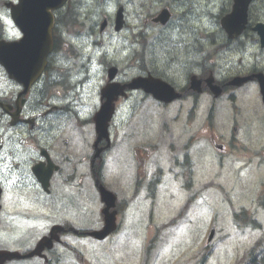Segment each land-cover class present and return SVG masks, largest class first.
I'll return each instance as SVG.
<instances>
[{"label": "flooded vegetation", "instance_id": "1", "mask_svg": "<svg viewBox=\"0 0 264 264\" xmlns=\"http://www.w3.org/2000/svg\"><path fill=\"white\" fill-rule=\"evenodd\" d=\"M9 2L16 4L17 0L0 1V41H17L22 37L11 10L5 7ZM35 31L40 32V28ZM52 40V51L44 69L34 76L21 74L22 82L12 79L0 64V250L25 255L40 247L37 256L31 259L11 260L5 264L35 261L60 264L64 236L74 237L89 226L95 178L103 179L105 152L95 159L94 130L87 135L91 139L88 154L75 146L78 135L74 132L70 107L59 105L61 98H55V103L46 101L50 90L56 95L63 89L57 18L53 23ZM198 67L195 90H190V77L181 90L188 100L211 95L209 91L214 83L222 87L223 93L241 91L256 84L255 81L249 83L250 75L256 71H241L219 79L212 71L206 73ZM185 68L189 71L191 66L186 63ZM234 77L248 81L241 88L231 90L228 85ZM235 97L232 95L229 99ZM53 125L57 129L53 130ZM104 146L105 141L99 142L98 147ZM141 148L142 144L137 143L134 152ZM86 161L87 165L80 172L79 165Z\"/></svg>", "mask_w": 264, "mask_h": 264}, {"label": "rangeland", "instance_id": "2", "mask_svg": "<svg viewBox=\"0 0 264 264\" xmlns=\"http://www.w3.org/2000/svg\"><path fill=\"white\" fill-rule=\"evenodd\" d=\"M93 1L95 0H78V3H80L79 7L81 8V3L83 6V18L88 14L91 19L90 21L96 25H100L102 19L106 18L109 26L104 31V34L102 35L103 37H101L95 27H92V33H90L89 27L85 23L87 21H82L85 26L79 27V31H81L80 34L83 33L87 35L88 38L77 40L75 47L77 49L84 50L83 53H79L82 56H94L99 50L108 52L110 60L114 64L119 63L122 71H124L128 77H131L134 74V70L131 68L126 70L124 67L126 66V63L134 66L136 63H134V59H131L130 54L128 53L130 50L131 40H127L125 42L124 39L133 36L136 28L141 26V21H145L144 19H141V15L146 13V9L140 12L139 9L142 5L141 0H110V3H108L107 6L103 5L101 7H97L96 9H91L90 5ZM148 1L150 2L151 0ZM208 1L206 0L198 3L196 0H191V5L189 6L192 11L191 14L194 15L199 12L206 13L210 8ZM261 1L258 0V4L254 6V11L256 13V18L264 20V6H261L264 1ZM219 2V8L224 4L228 5V3H225V0H219ZM116 4L123 5L127 14L128 28L121 33H114L112 26L115 18L114 14L116 11ZM85 6L86 9L84 8ZM80 8L79 12L81 13ZM159 10V8L155 7L154 13H157ZM176 21L177 18L175 17L173 22L165 28L167 33H184L185 29H187V26L190 24V20L184 21L182 19L183 25H178ZM152 35L153 34L150 35L148 41L151 37H153ZM191 35L192 34H189L188 36L191 37ZM91 39H94L97 44L101 42L103 44L94 53H92V51H94V47H88L91 44ZM163 46H167V43H164ZM192 46H194V44H192ZM124 53L125 55H123ZM153 55L161 58L164 54L154 52ZM177 57V64L171 62L170 64L164 66L166 72L174 73L176 71H183V74L186 71L185 64L188 63L191 66V60L193 57L192 54L181 56L177 55ZM93 61H95V59H93ZM97 63L98 62L94 64L95 67H98ZM95 72L97 74L99 73L98 70H95ZM103 75V70H100V80L95 86L102 81ZM90 76H93V74L91 73ZM85 93H87L88 96L90 95L88 90H86ZM184 108L185 104L176 103L166 107L165 109H157V117L154 118L152 127L153 130L159 131L162 128V125L166 124L172 132V135L171 133L167 134L165 140L156 139L155 142H159V154L163 158L162 171H170L173 168L172 171H170L173 176V183L169 178L165 179L168 186H166L163 190L164 194L159 197L158 202L154 205V216L151 220H149L148 207L143 205V224L137 234L125 228L122 231H119L118 235L115 234L116 236L109 242L107 241L95 244L97 243L95 241H75L73 245L83 253L87 261L86 264H142L145 247L150 240L153 238L155 239L156 237L157 239L154 243L155 248L152 252L149 264H195L198 257H200L199 255L201 254L202 248L205 247V239L209 233L208 230L212 225V223L209 225L208 223L209 221L211 222V216L213 214L216 216L218 215V217L214 218L215 223L218 222V224H216V231L211 244L213 247V253L208 258L206 264H242V256L245 255V252L250 245L249 243L255 240L256 236L254 237L252 234L256 233L259 235V233L245 231V233L242 234L241 231L237 232L232 227L233 221L228 213V210H233L234 208L243 206L251 211V213L253 212L257 198L261 194L262 183L264 182V168L258 170V161L255 160L251 169L241 171V180H248L252 186L250 192L248 191L245 193V188H242L239 191L238 186L240 183H233L231 178L225 175L229 174L227 171L224 172L223 176L216 174L217 159L214 155V151L211 148L206 147V155H204V158H206L205 163L197 169L199 171L197 172L196 180H194V182L196 183V187L199 188L203 186L210 191L206 193L203 200L198 199L196 202L190 204V206H186L185 199L188 196V192L184 188H181L180 182H182V180L178 179L175 175L177 171L176 165L173 167L169 159V156L173 158L181 157L183 151L182 146L185 143V137H182L183 129L178 125V122H183V116H181V114L184 111ZM186 108H188L187 104ZM145 109V107L142 108V113ZM89 110L90 106L87 107V112H89ZM179 110H181V113L178 121L171 122L174 118V113L176 112V115H178ZM228 110V107L223 109L224 112H227ZM153 115L154 114H152V116ZM222 119L223 115H221L219 121ZM237 119L239 121H243L244 117L238 112ZM246 123L247 132L245 133L243 129V138H248L252 141L251 147H256L258 144L260 145L262 142L257 140L256 136L264 138V132L259 129L257 130L255 123L251 124L250 121H246ZM199 124L200 120L199 123H197V120L195 121V118H192L191 122L187 126L185 125L184 132L192 133L197 129ZM194 125L197 126L196 129L193 128ZM176 127L181 128L180 133L175 131ZM115 129H118L117 122ZM206 132L209 134L207 126ZM213 134H216V132ZM208 137L209 136H205L201 139ZM214 138L216 137L214 136ZM168 145L169 147L172 146L175 149L171 155H168L167 153L166 146ZM179 163L182 162L180 161ZM239 166H241V163ZM228 167L230 169V163L228 164ZM217 184H221L226 191H228L229 188L234 187L235 195L231 194V205L233 204V206L228 205L227 200L224 198L222 193L213 189V186ZM184 191L185 193L183 198L182 193ZM171 197V201L166 200ZM256 217L259 221L261 220L260 223L264 226V216L256 214ZM173 218H176L175 222L168 224V222ZM87 244L91 246H88ZM63 263L80 264L75 261L74 263L71 261L67 262V260H64Z\"/></svg>", "mask_w": 264, "mask_h": 264}, {"label": "water", "instance_id": "3", "mask_svg": "<svg viewBox=\"0 0 264 264\" xmlns=\"http://www.w3.org/2000/svg\"><path fill=\"white\" fill-rule=\"evenodd\" d=\"M66 0H23V3L26 4H30L31 7H36V6H40V7H43V9L45 8L46 11L48 8H52V7H56V6H61ZM240 1V0H239ZM23 5V7L25 6ZM233 15V14H232ZM229 16V17H232ZM47 16H49L48 13H43V15L40 17V18H35V17H31L30 20L28 21L26 19L25 21V29H26V37L25 39L23 40V42L16 46V47H13L11 49V52L12 54H16L18 52H24L25 51V47L27 46H30L32 49L31 50V53L29 56L27 57H31L30 60L32 61L34 59V51L37 49H40L41 46L44 45V31H43V28H42V20H44ZM235 18H239L240 16L238 15H235L234 16ZM47 21H49V19H47ZM37 23H41V26H40V33L38 35V37L34 36V29L38 30L39 29V26L37 25ZM37 25V26H36ZM264 36V35H263ZM44 42V43H43ZM48 43H49V33L47 34V46H48ZM37 46V47H35ZM31 63V62H30ZM9 65L10 62H8ZM109 103L111 101H108ZM107 103L103 106L101 112L98 114V116L102 117V125H100L98 123V129L99 130H104L105 129V123L109 120V117L111 116L112 114V108L110 107V104ZM113 224H112V221L110 222H106V226L105 228L100 231V232H95V233H92L91 235L94 236L95 238L97 239H103L105 236H107L112 230H113Z\"/></svg>", "mask_w": 264, "mask_h": 264}, {"label": "trees", "instance_id": "4", "mask_svg": "<svg viewBox=\"0 0 264 264\" xmlns=\"http://www.w3.org/2000/svg\"><path fill=\"white\" fill-rule=\"evenodd\" d=\"M256 249V248H255ZM255 249L254 250H252L250 253H249V260H250V262L249 263H247V264H261V263H258V261H259V259H260V255L258 256V254L256 253V251H255ZM262 260H264V258L262 257ZM260 261H261V259H260ZM262 262V261H261Z\"/></svg>", "mask_w": 264, "mask_h": 264}]
</instances>
